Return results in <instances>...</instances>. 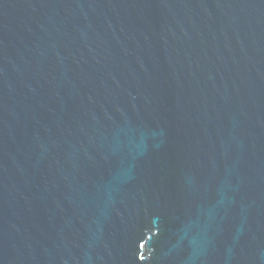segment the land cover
<instances>
[{"label": "water", "instance_id": "water-1", "mask_svg": "<svg viewBox=\"0 0 264 264\" xmlns=\"http://www.w3.org/2000/svg\"><path fill=\"white\" fill-rule=\"evenodd\" d=\"M0 264H264V0H0Z\"/></svg>", "mask_w": 264, "mask_h": 264}]
</instances>
